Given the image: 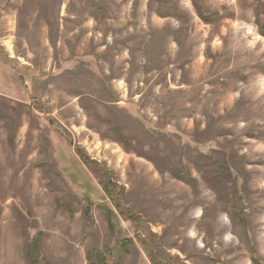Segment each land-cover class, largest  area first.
<instances>
[{"label":"rangeland","instance_id":"obj_1","mask_svg":"<svg viewBox=\"0 0 264 264\" xmlns=\"http://www.w3.org/2000/svg\"><path fill=\"white\" fill-rule=\"evenodd\" d=\"M23 1L81 28L1 62L0 264H264V0Z\"/></svg>","mask_w":264,"mask_h":264},{"label":"crops","instance_id":"obj_2","mask_svg":"<svg viewBox=\"0 0 264 264\" xmlns=\"http://www.w3.org/2000/svg\"><path fill=\"white\" fill-rule=\"evenodd\" d=\"M6 8L4 15L0 18V85L4 83L2 80L4 74H7L2 61L15 62L17 71L23 75L29 70L32 71L25 62L57 59L56 54L60 51L59 46H62L65 35L73 39L80 32V20L74 23L73 16L70 18L64 16L66 7L62 4L54 7L41 5L38 10L32 11L28 3L17 0V4H8ZM21 12L23 16L20 18ZM7 17L16 19L12 33L9 32L10 27L7 28L9 35L4 32L6 30L2 22ZM69 25L71 27H68ZM11 77L10 75L7 83V92L0 88V96L13 100L18 98L21 90L17 83H12Z\"/></svg>","mask_w":264,"mask_h":264},{"label":"trees","instance_id":"obj_3","mask_svg":"<svg viewBox=\"0 0 264 264\" xmlns=\"http://www.w3.org/2000/svg\"><path fill=\"white\" fill-rule=\"evenodd\" d=\"M162 1H165V0H161ZM193 4L195 6V9H196V12H197V15L200 17V19L205 23V24H212L213 21H214V17L207 14V12L205 10L202 9L201 6L198 5V3L196 1L193 0ZM176 179H178L179 181L187 184V185H191L193 186V182L190 180V178L188 176L184 177V176H180V175H175ZM108 211V210H107ZM108 221H109V229L111 231H114V225H113V222H112V213L110 211H108ZM111 215V216H110ZM123 247L125 248H129L131 246H133V242L132 240H127L124 242V244H122ZM34 249V248H33ZM32 252H37L36 249H34ZM37 260V261H36ZM35 263H37L39 261V258L37 257L35 259ZM101 264H106L105 262L101 261Z\"/></svg>","mask_w":264,"mask_h":264}]
</instances>
